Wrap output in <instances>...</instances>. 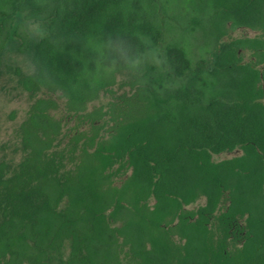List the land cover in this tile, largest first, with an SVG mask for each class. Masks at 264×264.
<instances>
[{
	"label": "trees",
	"instance_id": "16d2710c",
	"mask_svg": "<svg viewBox=\"0 0 264 264\" xmlns=\"http://www.w3.org/2000/svg\"><path fill=\"white\" fill-rule=\"evenodd\" d=\"M198 1L186 21L171 0H0V75L7 43L41 34L15 72L34 100L0 163V264H264L262 37L221 42L261 32L264 0ZM126 71L134 92L89 111Z\"/></svg>",
	"mask_w": 264,
	"mask_h": 264
},
{
	"label": "rangeland",
	"instance_id": "374dc122",
	"mask_svg": "<svg viewBox=\"0 0 264 264\" xmlns=\"http://www.w3.org/2000/svg\"><path fill=\"white\" fill-rule=\"evenodd\" d=\"M172 5L169 8L170 19L182 13L186 14V21H188L189 14L192 13L193 6L198 4V0H171ZM178 6L179 11H178ZM172 25L171 33L165 32V37L170 39L178 38L177 35L181 33L184 29L183 24L178 21H169ZM186 26V25H185ZM26 31L30 35V48L24 52L20 53L18 51L19 41L17 39L10 40L2 55H1V75H0V163H7L11 168H14L21 158V151L19 149V139L17 136V128L19 124L24 120L29 106L33 102V98L26 92H24L17 84L16 70L19 69L25 74L32 72L33 66L31 62L32 58V47L33 44L40 37V32L35 26H26ZM248 34L247 29L239 28L229 31L228 35L221 39V42L228 41L233 38L244 37ZM194 37H182L184 43H186L187 48L191 49V57L196 60L197 52L196 44H200L203 41L199 33H195ZM245 60V53H244ZM208 61L211 63L214 59L213 55L206 56ZM153 63V61H151ZM140 73L134 72H123L117 74L113 86L109 92H102L97 101L89 105L88 110L93 108L108 107L110 103L118 102L117 97L122 95H130L134 92V87L132 84L137 83V78ZM37 97H50L55 99L59 104V110L54 113L57 117H62L66 123L64 131L74 126L76 119L72 117H66L64 111V99H60L59 94H47L41 92ZM238 155L237 152L224 153L220 155L213 156L215 161H220L223 159L231 158ZM204 203V200L198 201V203L189 206V209L196 208Z\"/></svg>",
	"mask_w": 264,
	"mask_h": 264
},
{
	"label": "flooded vegetation",
	"instance_id": "af4514ba",
	"mask_svg": "<svg viewBox=\"0 0 264 264\" xmlns=\"http://www.w3.org/2000/svg\"><path fill=\"white\" fill-rule=\"evenodd\" d=\"M237 29H239V28H237ZM247 31H248V34L246 36H244V37H247V39L253 40L254 37H262L261 38L262 48L260 49V52H261V54L264 55V6H263V28H262L261 32L255 31V30H253L251 28H248ZM227 35H225L224 37H226ZM244 61L246 63L249 62L251 64L256 62L255 49L253 47V42L252 41H251L250 47L249 48L247 47V49L245 50V60ZM259 68L261 69V87H262V90H263V96H262V99H261V103L264 106V58H263V62L261 63V65H259ZM232 152H237L238 155H240V151L239 150H234ZM232 152H230V153H232ZM238 155H235V156H238Z\"/></svg>",
	"mask_w": 264,
	"mask_h": 264
}]
</instances>
